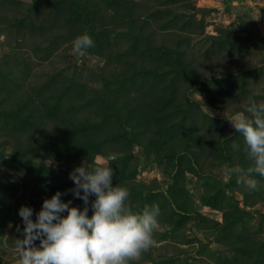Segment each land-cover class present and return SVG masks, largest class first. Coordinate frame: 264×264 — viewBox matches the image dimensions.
<instances>
[{"label": "rangeland", "instance_id": "1", "mask_svg": "<svg viewBox=\"0 0 264 264\" xmlns=\"http://www.w3.org/2000/svg\"><path fill=\"white\" fill-rule=\"evenodd\" d=\"M250 96L264 103V0H0V264H20L19 209L35 220L97 158L134 211L160 207L133 264H264V177L225 175L254 166L227 119Z\"/></svg>", "mask_w": 264, "mask_h": 264}, {"label": "clouds", "instance_id": "2", "mask_svg": "<svg viewBox=\"0 0 264 264\" xmlns=\"http://www.w3.org/2000/svg\"><path fill=\"white\" fill-rule=\"evenodd\" d=\"M93 46V39L85 33L75 38L72 51L83 55ZM227 119L243 136L254 166L243 176L239 175V168L226 167L225 175H237L238 183L256 191L260 181L254 177H264V103L258 104L250 96L244 111ZM233 148L238 149V145L233 144ZM113 176L111 165L97 158L91 168L84 164L74 168L69 174L74 187L44 199L35 220L33 209L22 206L18 214L24 227L21 231L16 226L21 235L14 242L20 264H133L139 261L155 244L153 237L160 207L146 205L142 211H134L129 203V188L114 186ZM68 192L83 201L82 208L72 206L71 200L61 199ZM92 196L95 199L90 201Z\"/></svg>", "mask_w": 264, "mask_h": 264}]
</instances>
